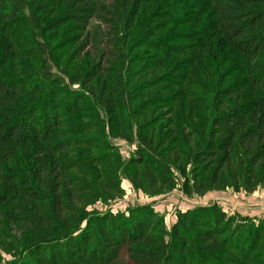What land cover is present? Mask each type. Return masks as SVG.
Masks as SVG:
<instances>
[{"label": "rangeland", "instance_id": "rangeland-1", "mask_svg": "<svg viewBox=\"0 0 264 264\" xmlns=\"http://www.w3.org/2000/svg\"><path fill=\"white\" fill-rule=\"evenodd\" d=\"M115 1L94 0L92 12L81 0H51L47 5L42 22L53 27L43 40L48 45L52 79L44 84L45 100L49 103L48 95L52 94L57 100V93L69 89L78 105L82 101L78 95L86 94L80 109L64 117L60 129L51 130L48 143L21 145L10 157L0 161V173L9 178L6 183H0V264H40L33 259L46 251L49 255L48 249L45 250L49 246L56 250L55 259L59 264H88L79 253L68 251L63 245L66 244L64 235L71 232L69 238L76 240L89 228L90 221L105 215L128 217L133 210L145 220L152 218L163 223L164 241L173 242L171 252L176 255L164 264H228L209 255L205 250L207 246L201 247L197 236L199 228L204 229L201 226L183 232L187 242L179 250L176 237L171 234L179 216L198 211L204 215L206 210H212L213 214L224 215L225 220L233 223L243 220L245 224L251 222L259 227L264 220V184L255 181L250 188L243 184L214 186L210 182L211 173L219 160L211 168L207 164L205 170L203 165L206 164L194 157L199 138L201 140L209 126L211 105L217 96L236 85L239 90L235 91V99L227 103L247 107L257 94L261 95L259 88L252 90L248 84L252 75L264 74V59L262 63H254L256 66L248 62L231 50L222 35L214 30L222 1L218 4L215 0H154L142 5L128 34V42L133 43L141 33L148 31L153 41L178 50L171 59L179 66L188 59L192 60V66L177 72L182 78L156 84L154 88L138 92L126 105H116L118 118L133 125L124 133L133 134L134 141L130 143L113 125L115 122L108 120V113L101 110L98 95L93 97L90 88L72 86L68 78L96 72L100 66L102 71L94 80L95 87L105 90L107 95L111 93L113 75L109 72L111 58L108 56L114 49L112 35L115 28L121 35L127 34L128 29L107 16ZM62 17L66 20L57 28ZM71 17L74 20H69ZM24 37L23 33L14 35L15 58L9 60L0 54V78L6 83L28 78L42 80L40 56L29 41L24 43ZM133 52L150 56V59L155 56L144 47ZM169 62L148 72H138L133 86L150 81L152 71L156 77H161ZM60 96L67 97L66 93ZM16 98L14 107L7 105L8 108L0 111V122L8 111L18 112L29 106L28 97ZM148 101L153 102L141 111ZM126 109L134 111L132 116L128 115L129 120L124 114ZM48 114L53 120L54 113L49 111ZM136 122L152 124L141 132L152 152L142 160L138 159ZM57 142H70L71 146L60 154L44 151V147L51 149V144ZM57 164L66 166L64 183L69 186L68 191L60 189L63 204L68 208L62 217L53 213L52 206L56 199L53 175ZM72 200L75 203H71ZM36 210L50 219L49 223L40 224L37 231L23 222L25 214ZM93 228L90 227V232L94 234L95 243L100 238ZM75 230L78 231L73 234ZM45 239L51 242L45 244ZM222 239L225 242L230 236H221L216 243L218 248ZM127 261V255L121 251L118 262L126 264Z\"/></svg>", "mask_w": 264, "mask_h": 264}, {"label": "trees", "instance_id": "trees-1", "mask_svg": "<svg viewBox=\"0 0 264 264\" xmlns=\"http://www.w3.org/2000/svg\"><path fill=\"white\" fill-rule=\"evenodd\" d=\"M50 1L0 0V54L9 60L15 58L17 53H15L14 35L23 33L26 38L24 43L29 41L30 46L40 56L39 64L42 72V80L28 78L25 81L15 80L13 83H6L4 79L0 78V111H4V108H8V106L13 105L14 107L17 104L16 97L18 96H26L30 101L29 106L23 107L20 109L21 111H8V115L4 116L3 121L0 122V161L10 157L21 145L38 144L43 146L44 142L48 143L52 136L51 130L53 128L60 129V121L67 115L77 112L80 109L79 106L84 102L86 93L78 95L82 101L77 105L76 97L70 95L69 89H63L57 93V100L54 99L55 95L53 94L48 95L51 98L49 103L45 100L47 99L45 97L47 88L44 84L51 81L52 75L48 45L44 42L43 36L48 30H51L53 25L43 23L42 18ZM153 1L116 0L113 10L107 11V16H111L117 24H125L128 28L127 34L123 33V35L118 33V28H115L114 35H112L114 49L110 51L108 57L111 58L109 72L113 75V87L109 95L105 90L96 89L94 84L96 76L102 71L100 66L96 68L97 73L78 74L74 78L68 77L72 86L81 85L84 90L90 88L93 97L98 95V101L103 104H100L99 107L106 114L108 113L110 118L108 120L115 122L113 125L119 128V132L123 134L122 137L130 143L134 141L133 134L126 135L124 133L133 125L128 122L126 124L118 118L116 105H126L128 101L138 96V92L154 88L156 84H167L171 79L182 78L177 75V72L192 66V60L189 59L179 66V63L171 59L176 57L178 50L169 48V44L165 45L161 41H153L155 39L146 33L148 31L141 33L138 40L135 39L133 43L128 42V34L135 23L137 11L142 5L150 4ZM215 1L223 3H218L219 15L214 22V30L222 35L231 50L240 54L248 62L262 63L261 61L264 59V0ZM81 2L90 12L94 10L92 6L94 0H81ZM72 18L74 17L69 20H74ZM65 20L66 18L62 17L57 22V28ZM140 47L153 51L155 56L150 59V56L134 54L133 51ZM168 60L170 62L161 77H156L152 71L153 76L150 81L133 86L135 74L141 71L148 72ZM254 65L256 66V64ZM63 74L64 72H61L62 76H64ZM57 80H59L58 76ZM249 81L248 87L252 90L259 88L261 95L257 94L247 107L231 106L227 100L235 99V91H238L239 87L235 85L233 88L226 89L212 102L211 114L208 118L209 126L203 132L201 140L199 138L194 157L206 164L203 165V169L206 170L209 164V168H211L216 160H219L211 173L210 182L214 186L237 187L239 184H243L250 188L255 184V181L264 184V74L252 75ZM65 93L67 97L60 96ZM74 93L71 94L74 95ZM87 93L90 96L91 93ZM95 100L97 101L96 98ZM152 102L144 103L140 108L141 111L150 106ZM162 102L164 103V99ZM131 110L126 109L124 112L127 119L128 115L132 116L134 112ZM49 111L54 113L53 120L50 119ZM151 125L136 122L139 160L152 154L145 138L141 137V132L151 128ZM51 145V149L44 147V151L60 154L65 153L71 143L57 142V144ZM64 169L66 166L57 164V171L53 175L54 181L56 180L54 187L56 199L52 204L53 213L60 217L68 209L63 204L60 191L61 188L68 191L69 187L64 183ZM8 180L6 175L0 173V183H6ZM184 186L188 189V183H185ZM71 203H75L74 200ZM199 212L180 215L173 227L171 234L176 237L179 250L187 242V237L183 232L201 226L204 229L199 228L198 242L201 247L207 246L205 250L209 255L228 264H264V220L258 227L251 222L245 224L242 222L243 220L233 223L230 219L225 220L224 215L213 214L212 210H206L204 215ZM23 220L25 225H29L32 230L36 231L41 227L40 224L50 222V219L37 210L25 214ZM87 225L89 228H86L85 233L77 237L76 240L69 238L70 232L68 235L67 233L64 235L65 239L63 240L65 241H62L66 243L63 245L67 246L68 251L75 250L84 257L88 264H121L118 262L121 251L127 255L126 264H164L176 256L171 252L173 242L170 244L164 241L163 223L152 218L145 220L134 210L128 217L105 215L95 221H90ZM91 226L94 227L93 231L100 238L95 243L93 242L94 234L91 233L92 231L90 232ZM221 236H230V239L225 242L222 239L221 247L218 248L216 243ZM232 241L234 243L230 244ZM49 242L51 239L43 241L45 244ZM236 245L241 248H236ZM58 248H61V245L58 244ZM47 249L49 255L45 254L46 251L41 253L40 257H34L33 260L40 264H59L55 259L56 250H53L52 246L45 248V250ZM73 264L77 263L73 262Z\"/></svg>", "mask_w": 264, "mask_h": 264}]
</instances>
